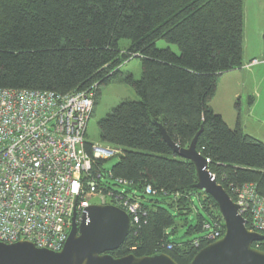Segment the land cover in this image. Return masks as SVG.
Listing matches in <instances>:
<instances>
[{"label": "trees", "instance_id": "1", "mask_svg": "<svg viewBox=\"0 0 264 264\" xmlns=\"http://www.w3.org/2000/svg\"><path fill=\"white\" fill-rule=\"evenodd\" d=\"M243 5L244 0H0V88L61 94L92 89L95 106L101 87L119 80L139 97L121 100L97 122L101 140L121 149L108 175L114 184L105 181L104 160H95L94 169L105 177L99 187L139 202L137 222L112 256L165 253L189 264L209 243L205 224L217 222L224 232L215 201L194 187V164L172 152L157 123L182 147L200 131L196 150L232 200L231 189L246 183L264 198V142L245 133L239 120L230 128L209 105L218 77L243 65ZM159 39L178 53L158 48ZM121 40L128 45L121 48ZM132 57L141 63L138 79L120 71ZM147 186L152 193L145 192ZM179 228L191 238H176Z\"/></svg>", "mask_w": 264, "mask_h": 264}, {"label": "built area", "instance_id": "2", "mask_svg": "<svg viewBox=\"0 0 264 264\" xmlns=\"http://www.w3.org/2000/svg\"><path fill=\"white\" fill-rule=\"evenodd\" d=\"M256 63L252 59L247 66ZM94 97L92 89L61 94L0 88V242L28 241L59 251L73 213L79 220L92 204L115 205L129 215L130 225L137 222L139 202L133 196L99 187L105 177L94 169L95 160L117 156L121 149L86 140ZM115 182L127 184L121 178ZM145 192L152 193L150 186ZM231 192L248 230L264 236V198L255 185L242 184ZM204 228L209 243L223 235L217 222ZM256 243L264 245V239Z\"/></svg>", "mask_w": 264, "mask_h": 264}, {"label": "water", "instance_id": "3", "mask_svg": "<svg viewBox=\"0 0 264 264\" xmlns=\"http://www.w3.org/2000/svg\"><path fill=\"white\" fill-rule=\"evenodd\" d=\"M157 126L172 152L194 164L197 176L194 187L213 198L223 220L222 237L199 249L189 264H264V250L253 247L264 236L248 230L239 205L208 170V159L196 150L200 131L188 146L182 147L169 137L162 125L157 123ZM129 227L130 218L123 209L112 204H92L79 220L73 213L61 250L38 248L28 241L0 242V264H177L165 253L112 256L110 252L122 245Z\"/></svg>", "mask_w": 264, "mask_h": 264}, {"label": "rangeland", "instance_id": "4", "mask_svg": "<svg viewBox=\"0 0 264 264\" xmlns=\"http://www.w3.org/2000/svg\"><path fill=\"white\" fill-rule=\"evenodd\" d=\"M264 0H244L243 5V61L249 62L252 59H256L258 63L254 66H248V69H252L253 79L251 84L246 82L245 89L251 90L244 93L241 97L242 105L247 107L248 95H253L254 102L256 103L255 113H264ZM129 41L121 40L120 47L127 46ZM158 48L170 47L175 53H178V49L175 45L167 44L164 40L159 39L155 42ZM141 63L139 58L132 57L122 63L120 71L122 73L130 72L134 79H138L141 75ZM122 77V76H121ZM120 77V78H121ZM244 89V90H245ZM138 100L135 90L124 81H115L109 85L102 86L100 89V95L97 98V102L93 108V112L87 124L86 140L90 143L97 144L99 146H105L106 144L101 140L99 136V130L97 122L104 117L114 106H116L121 100ZM119 157L114 156L103 162V168L105 175H107L106 182L114 184V180L110 178L109 171L113 164L118 161ZM234 198V196L232 195ZM92 203H98L96 199L92 200ZM185 229L179 228L176 238L187 239L191 238V235L185 236ZM260 244L255 243L254 247H260Z\"/></svg>", "mask_w": 264, "mask_h": 264}, {"label": "crops", "instance_id": "5", "mask_svg": "<svg viewBox=\"0 0 264 264\" xmlns=\"http://www.w3.org/2000/svg\"><path fill=\"white\" fill-rule=\"evenodd\" d=\"M248 63L243 61L240 68L224 72L218 77L216 94L209 105L215 113L222 116L230 128H233L239 120L245 133L264 142L263 110L261 113H255L256 103L253 95H248L247 107L243 106L241 101L243 94L251 91L245 89V83L251 84L253 79L252 69L247 70Z\"/></svg>", "mask_w": 264, "mask_h": 264}]
</instances>
